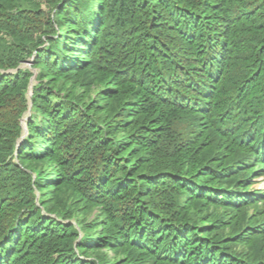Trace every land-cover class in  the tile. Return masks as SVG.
I'll return each mask as SVG.
<instances>
[{
  "label": "trees",
  "instance_id": "1",
  "mask_svg": "<svg viewBox=\"0 0 264 264\" xmlns=\"http://www.w3.org/2000/svg\"><path fill=\"white\" fill-rule=\"evenodd\" d=\"M261 175L264 0H0V264H264Z\"/></svg>",
  "mask_w": 264,
  "mask_h": 264
},
{
  "label": "rangeland",
  "instance_id": "2",
  "mask_svg": "<svg viewBox=\"0 0 264 264\" xmlns=\"http://www.w3.org/2000/svg\"><path fill=\"white\" fill-rule=\"evenodd\" d=\"M43 7H45V5H43ZM33 61V57L28 58L26 61H24L21 65L22 68H30L31 64ZM35 74L34 76L31 78L30 81V85H29V90H28V96L29 97V109L26 112V114L22 117V125L24 128V133L21 137L20 140H22V138H27L28 137V131H27V127H26V122L28 121V119L31 116L32 110H31V106H32V101H31V95L33 93V86L36 83V69H33ZM102 86V83H96L93 86H90L89 88H81V91H84L86 93H88V99H89V104L92 100H95L98 98V96L100 95V91H99V87ZM31 93V94H30ZM56 167V166H53ZM49 169H52L50 167V165H48ZM252 187H250L251 191H255V190H264V175L258 176V177H254L251 179ZM52 190H48V192H51ZM37 192V191H36ZM66 198L71 201L72 206L71 209L73 208L76 212H75V216L72 219H65L66 222H73L75 224H77V219L80 218L79 220L81 222V226L85 227L87 229V231L91 234H101V230H103V227L101 225H94L95 223H100L101 221H105L106 217L105 215L102 214V212L97 208V207H93V208H88L85 207V205L83 204L82 201H79V197L78 196H74L71 194H66L65 195ZM50 198L52 197V194L49 196ZM39 198H40V194L37 192V204H39ZM75 200V201H74ZM72 209V210H73ZM78 217V218H77ZM84 218V220H83ZM92 225V228L90 227ZM79 226V227H81ZM84 235L83 232H81L80 237ZM80 240L77 239L75 241V244L78 243V241ZM102 251H104L106 254L113 256V252L110 248H106V246L102 247ZM115 258H118L117 256Z\"/></svg>",
  "mask_w": 264,
  "mask_h": 264
},
{
  "label": "water",
  "instance_id": "3",
  "mask_svg": "<svg viewBox=\"0 0 264 264\" xmlns=\"http://www.w3.org/2000/svg\"><path fill=\"white\" fill-rule=\"evenodd\" d=\"M31 94V93H30ZM30 97V96H29Z\"/></svg>",
  "mask_w": 264,
  "mask_h": 264
}]
</instances>
